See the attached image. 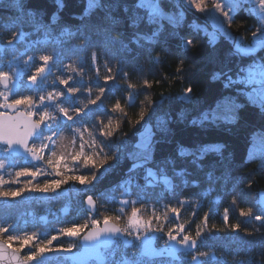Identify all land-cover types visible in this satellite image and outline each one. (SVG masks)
Wrapping results in <instances>:
<instances>
[{
	"label": "snow or ice",
	"instance_id": "1",
	"mask_svg": "<svg viewBox=\"0 0 264 264\" xmlns=\"http://www.w3.org/2000/svg\"><path fill=\"white\" fill-rule=\"evenodd\" d=\"M76 2L83 5L82 10L72 17L78 23L66 24L62 22V13L68 6V0H52L54 10L47 21L28 9L25 0H16L15 8L19 15L13 27L20 30L13 31L12 38L6 43L14 48L15 43L26 42V52L40 50L41 54L38 57L29 55L26 60L13 56L6 67L0 56V173L21 165L15 171V177L32 179L23 187L5 190L2 187L4 184L19 183V180L5 181L3 175H0V199H15L26 191L54 193L68 181H76L82 188H88L127 161L125 178L118 185L121 189L119 212H125L124 206L129 204L132 205L131 212L124 227L119 226L120 215H105L101 221L91 216L96 201L92 195H88L84 203L88 207L89 220L83 224L62 227L56 235L51 236L39 231L19 230L14 222L0 218V264H53L50 260L53 255L56 257L55 264H158L161 260L166 261V264H184L189 255L192 264H205L210 255L212 264H227L224 256L217 258L207 251L198 250V241L203 234L201 224L207 225L210 212L204 214L193 237L185 231L184 224L178 223L181 209L189 201L180 200L178 206L165 205L162 215L153 208L152 215L147 220L143 219L141 210L135 206L143 203L140 196L151 188L163 186L166 192L174 194L179 187L174 183L176 177L181 178L183 185L195 183L187 179L191 175L188 168L177 167L178 162L181 165H193L196 170L204 172L209 187L198 193L195 203L203 201L215 190L217 183L227 184L232 180L234 160L227 155V145L219 141L194 142L189 145L177 143L173 154L157 161V145L165 141L171 142L168 138L173 135L169 114L160 112L165 99L162 94L159 104L145 96L148 100L147 109H140L134 123L129 120L133 128L140 126L133 133L135 139L119 140L113 146L110 141L122 121L116 120L114 123L113 117L107 116L102 98L106 99L107 94L114 91L109 84L117 79L126 55H138L141 51H147L150 55L157 45H166L169 38L180 41L178 47L181 53L194 47L197 42L192 38L185 39L180 31L185 26L187 13L194 10V13L204 18L205 23L202 25L194 20L188 24L189 29L202 34L203 41L213 48L222 40L229 41L230 57L236 63L234 69L226 67L215 72L212 77L234 95L224 96L216 102L215 107L205 109L189 123L201 129L235 125L241 118V110L246 108L255 109L264 117V55H260L264 52V0H210V3L208 0ZM241 12L255 20V29H248L251 32L248 43L244 42L243 36L228 31ZM24 24L30 25L32 31H24ZM166 27L171 31L166 32ZM33 35L37 36L35 40L31 39ZM73 40L81 41L79 47L69 46ZM47 48L52 51H46ZM89 48L93 49L91 62L97 69L96 76L100 75L97 66L100 56L104 57V67L110 73L103 78V86H96L98 94L95 98L92 97V85L75 82V77H80L81 81L84 79L85 69L77 61L83 60L82 54ZM4 51L3 46H0V54ZM72 55L77 57L76 61L63 62L64 57ZM37 59L39 64L36 63ZM113 60L116 61L115 72L110 63ZM155 60H160L159 55ZM180 63L183 64L182 58ZM57 64H62L65 70L75 76L54 75ZM177 72L182 74V68L178 67ZM50 76H54L53 87L48 84ZM127 77L128 73L125 72L124 78ZM57 82L59 87L55 86ZM143 85L151 87V82L145 79ZM127 88L131 91L127 92L123 104L117 99L109 111L120 113L124 117L128 115L126 109L135 106L139 93L132 83H128ZM84 92L87 93L86 102L76 95ZM167 99L171 100L172 97ZM179 99L193 103L192 87L184 89ZM93 116L96 117V122L89 126ZM157 134H160V139H157ZM257 140L262 145L259 154L256 150ZM250 162H258V170H264V127L252 133L244 160L245 164ZM169 167L172 169V176L168 174ZM80 168L91 171L82 173ZM42 175L60 179L32 182ZM133 189L137 190V199H124L123 197L131 195ZM237 203V199L233 197L232 204ZM259 203L264 208V198ZM170 214L175 219H171ZM239 215L264 227V211L254 212L251 207H241ZM153 220L156 221V227H153ZM223 220L227 225V208L224 210ZM165 225H168L167 231H164ZM230 227L233 232H237L241 225L235 223ZM85 229L89 230L80 237ZM245 231L247 235H253V232ZM150 233H163V236L154 237ZM60 236L80 237L79 250L73 251L76 246L72 243L66 247L63 244L53 246V241ZM123 237L130 239H121ZM163 237H166L164 246L157 248L155 240ZM26 247L31 250L21 255ZM129 249H132L130 253ZM117 252L121 253L119 258ZM244 264H252V258L246 257Z\"/></svg>",
	"mask_w": 264,
	"mask_h": 264
},
{
	"label": "trees",
	"instance_id": "2",
	"mask_svg": "<svg viewBox=\"0 0 264 264\" xmlns=\"http://www.w3.org/2000/svg\"><path fill=\"white\" fill-rule=\"evenodd\" d=\"M16 0H0V46H3L5 51L0 54L2 56L3 66H7V62L11 61L13 56L20 57L21 60H26L29 55L41 54L40 50H29L26 42L15 43L14 48L7 45V40L12 38L13 31L20 29L14 28L13 24L17 22L19 15L15 8ZM25 5L38 13L47 21L54 10L52 0H25ZM166 7H169L167 4ZM83 5L78 4L76 0H68V6L62 13V22L66 24H76L73 14L82 10ZM199 17V19H196ZM195 20L197 23H202L205 20L199 14L189 11L186 15L185 26L180 30L185 39L192 38L197 43L187 52L181 53L179 50L178 39L169 38L166 45H157L151 50V54L147 51H141L138 55L135 53L128 54L124 57L120 71L117 73V79L111 81L109 86L114 88L111 94H107V98L103 99V109L107 116L113 117V122L121 120V126L116 135L110 141L115 146L119 140H134L133 133L140 127L135 128L129 123H133L138 118V112L143 107L147 109V96L157 104L164 99L163 107L160 112H167L171 119L170 127L173 135L168 138L171 142H162L157 145L155 158L157 161L165 156L174 153L177 143L185 145L194 142H223L227 145V155L229 159L234 160L231 182L224 184L217 183L215 190L203 201L198 204V193L209 187L206 182L204 172L195 169L193 165L177 164V167L186 166L190 176L189 181H195L188 185H183L181 178H174V183L179 185L175 193L166 192L163 186H158L146 190L145 194L140 196L143 203H137L135 206L141 210V216L147 220L151 215L153 208L158 214H163L165 205H177L180 200H187L189 203L181 209L180 219L178 223L185 225V231L193 237L198 224H201L204 214L210 212V217L207 225H202L203 234L198 241V250L207 251L210 254L219 258L226 257L227 264H244L246 257L252 258V264H264V227L254 220L242 218L239 215V209L251 207L254 212L264 211L261 207L260 192L264 190V170H258V162H250L245 164L244 160L247 156L250 147L252 133L264 127V117H261L255 109L246 108L240 112V120L235 125L206 127L201 129L193 127L189 121L198 116L202 111L210 107H215L216 102L224 96L234 95L229 90H225L219 81L213 80V74L228 68H233L236 61L230 57L231 43L229 41H220L215 48L210 47L202 39V34L192 32L188 24ZM248 29H255V20L241 12L235 19L234 23L228 30L237 36H243L244 41L251 40V32ZM23 30L31 32V26L24 24ZM171 29L166 27V32ZM37 38L36 35L31 37L32 40ZM93 39H96L93 37ZM81 41L73 40L71 45L79 47ZM52 51L51 48L45 49ZM89 48L83 53V60L77 61L82 64L85 69L84 79L75 77V82L82 84H90L93 86L92 97L98 94L96 86L104 85V77L110 73L104 67L106 61L103 56H100L97 61L99 68V77L96 76V68L92 66L91 52ZM263 53V52H262ZM260 53V55L262 54ZM159 55L160 60L156 61L155 57ZM135 57V58H133ZM183 59V64L180 59ZM75 55L64 57L63 62L76 61ZM39 64V60L36 61ZM114 66L116 61L110 62ZM182 68V74L177 72V68ZM59 69V71H56ZM128 73L127 79L124 78V73ZM74 73L63 68L62 64H57L54 68V75L67 76ZM26 79V78H25ZM54 76L48 78L49 87H53L52 80ZM147 79L151 82V87H144L143 81ZM159 81V83H157ZM132 83L136 86L137 96L135 106L126 109L128 115L124 117L120 113H112L109 111L117 99L123 104L127 92L131 91L127 88V84ZM59 87L58 82L55 85ZM192 87L194 102L186 103L179 99L184 89ZM77 97L85 100L87 93H77ZM168 97H172L168 100ZM241 102H243L241 98ZM79 106V104H77ZM95 107V106H89ZM107 116L104 119H107ZM183 116L184 119H179ZM96 122V117H91L89 126ZM126 134V135H125ZM160 134H157V139H160ZM211 159V157L209 158ZM22 164V162H21ZM5 169L0 175H3L5 181L19 180V183H6L2 187L5 190L17 189L23 187L24 184L31 180V177H15V171L19 169ZM43 167V165H41ZM128 167V162L125 161L119 167L106 173L99 181L94 183V186L82 188L76 181H68L61 185L54 193L42 194L31 191L24 192L20 197L15 199H0V218L7 219L18 225L19 230L32 232L39 231L47 233L49 236L56 235L62 227H69L73 224H83L89 220V213L84 208V199L88 195H92L97 202V212L92 217L103 220L105 215L115 216L120 215L121 220L119 225L124 227L127 222V216L131 212L132 205L125 207V212H119L121 207L119 200L121 199V189L118 185L125 178V170ZM51 171V169H47ZM207 169H205L206 171ZM80 172L88 173L91 169L80 168ZM11 172V175L9 174ZM254 173V174H253ZM168 174L173 175L171 167L168 168ZM142 175V173H140ZM60 179L55 176H39L33 183H42L45 180ZM249 182L251 187H249ZM143 184V181L140 180ZM114 197L115 199H110ZM235 197L238 201L237 205L232 204V199ZM129 201L137 199V190L133 189L131 195L123 197ZM215 201V203H213ZM225 208L229 209V221L226 225L223 220ZM195 212V215H193ZM175 219V217H171ZM239 223L240 230L233 232L231 224ZM156 221L153 220V227H156ZM215 226V227H214ZM91 227L89 221V228ZM168 225H165L164 231H167ZM259 229V231H256ZM253 232L249 236L246 231ZM83 232L80 234V236ZM157 237H162L163 233H156ZM79 238H71L60 236L58 240L53 241V246L63 244L65 247L72 243L76 247L73 250L79 249ZM166 237L156 239L158 246H164ZM17 246V245H14ZM25 248L21 255L30 251ZM132 249H129L130 253ZM121 253L117 252V258ZM204 259V258H201ZM50 260L55 264V255L50 257ZM158 264H166V261L161 260ZM184 264H192L191 256L189 255ZM205 264H212V255H210Z\"/></svg>",
	"mask_w": 264,
	"mask_h": 264
},
{
	"label": "water",
	"instance_id": "3",
	"mask_svg": "<svg viewBox=\"0 0 264 264\" xmlns=\"http://www.w3.org/2000/svg\"><path fill=\"white\" fill-rule=\"evenodd\" d=\"M87 199V197H85V199H84V201ZM95 200V199H94ZM96 201V200H95ZM84 208H85V210H86V212L87 213H89V211H88V207H87V205L84 203ZM97 212V202H96V207H95V210L91 213V215H94L95 213ZM101 227L103 226V224L101 223V225H100ZM120 226V225H119ZM121 227V226H120ZM89 229H86V231H84L83 232V234L80 236V237H82L87 231H88ZM150 235H152V236H154V237H157V234L156 233H150ZM121 239H130L129 237H123V238H121ZM79 245H80V238H79ZM155 246L157 247V248H161V247H163V246H158L157 244H156V240H155ZM79 248H80V246H79ZM79 249H77V250H73V251H78Z\"/></svg>",
	"mask_w": 264,
	"mask_h": 264
},
{
	"label": "rangeland",
	"instance_id": "4",
	"mask_svg": "<svg viewBox=\"0 0 264 264\" xmlns=\"http://www.w3.org/2000/svg\"><path fill=\"white\" fill-rule=\"evenodd\" d=\"M208 2L210 3V0H208ZM191 11H193L194 12V10H191ZM199 16H200V14H199ZM203 18V17H202ZM204 19V18H203ZM205 23V21L204 22H202L201 24L203 25ZM229 31V30H228ZM230 32V31H229ZM245 43H248V41L246 42V41H244ZM264 53V52H263ZM262 53V54H263ZM261 54V55H262ZM261 147H262V145H261V142L259 141V140H257L256 141V150H257V153L259 154V151H260V149H261ZM262 198H264V190L263 191H261L260 192V200L262 199ZM84 231H86V229L84 230Z\"/></svg>",
	"mask_w": 264,
	"mask_h": 264
},
{
	"label": "built area",
	"instance_id": "5",
	"mask_svg": "<svg viewBox=\"0 0 264 264\" xmlns=\"http://www.w3.org/2000/svg\"><path fill=\"white\" fill-rule=\"evenodd\" d=\"M262 55H264V53Z\"/></svg>",
	"mask_w": 264,
	"mask_h": 264
}]
</instances>
